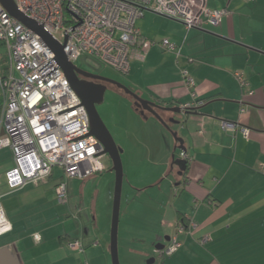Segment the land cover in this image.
I'll return each mask as SVG.
<instances>
[{"label":"crops","instance_id":"obj_1","mask_svg":"<svg viewBox=\"0 0 264 264\" xmlns=\"http://www.w3.org/2000/svg\"><path fill=\"white\" fill-rule=\"evenodd\" d=\"M205 1L209 9H227L218 25L187 29L181 21L150 10L136 20L139 33L155 44L131 56L129 72L122 75L125 86L143 100L179 107L181 113L157 110L166 125L157 119L152 126L150 166L141 170L138 163L134 181L127 180L124 212L132 207L140 238L153 234L165 245L164 236L185 227L178 235L179 248L170 256L160 257L153 247L154 262L159 257L160 264H264V0ZM163 39L175 50L162 49L158 43ZM183 72L191 85L184 82ZM186 104L189 109L182 108ZM1 113L0 95V135ZM222 120L247 128L248 135L224 131ZM171 131L183 139L185 153ZM162 137L166 145L160 147ZM174 159H184L185 169ZM12 163L11 151L0 149V207L11 225L0 236V247L16 244L23 264H37L30 242L35 249L50 242L58 264H76V255L90 252L85 247L105 240L92 230L93 204L85 209L75 201L84 191V179L66 180L69 200L63 205H68L54 207L62 172L54 168L44 181L10 189L5 171ZM152 175L157 176L144 183ZM144 194L147 202H137ZM30 210L41 216L27 219ZM73 239L80 240L82 252L67 246Z\"/></svg>","mask_w":264,"mask_h":264},{"label":"built area","instance_id":"obj_2","mask_svg":"<svg viewBox=\"0 0 264 264\" xmlns=\"http://www.w3.org/2000/svg\"><path fill=\"white\" fill-rule=\"evenodd\" d=\"M17 9L41 25L60 45L67 60L82 53L95 56L103 64L122 75L130 68L134 53H142L155 42L142 36L135 26L146 10L181 21L184 26L198 28L203 23L218 25L227 9H209L205 0H13ZM0 45L5 61L0 68L1 121L0 149L8 148L12 166L5 171L10 189L46 180L53 169L62 170L55 186L56 199L66 203L65 180L87 177L106 169L104 146L91 133L85 106L73 90L54 52L42 38L10 15L0 4ZM162 49L175 50L163 39ZM137 53V54H138ZM240 85L245 80L235 74ZM184 82L192 84L183 72ZM200 103V102H198ZM189 109L190 105L182 106ZM224 131L248 129L236 122L222 120ZM264 172V167H263ZM194 223L190 222L189 227ZM11 225L0 207V236ZM183 225L169 237L160 257L170 256L180 246L178 235ZM39 240L38 234L34 235ZM207 236L201 240L205 241ZM67 246L83 251L80 240Z\"/></svg>","mask_w":264,"mask_h":264},{"label":"rangeland","instance_id":"obj_3","mask_svg":"<svg viewBox=\"0 0 264 264\" xmlns=\"http://www.w3.org/2000/svg\"><path fill=\"white\" fill-rule=\"evenodd\" d=\"M0 57L4 62L5 49L1 45ZM72 63L82 70L100 75L119 84L126 85L122 74L115 71L110 66L103 64L93 55L82 53L78 57H76ZM96 108L100 118L112 135L116 145L121 149L120 158L123 167V181L117 233L119 263L160 264L159 257H155V262L147 263V260L152 258L151 250H153V247L155 243H157L159 236H152V234L140 238L138 236L139 231H136L134 218L131 215L132 207L127 210L128 212H124L126 209L125 198L128 190L127 180L129 179L131 181H134L133 176L137 173L136 171H138L136 170V166L138 165V163L141 164V170L147 169L150 166V160H148L147 157L149 156V151L151 150V148L147 146L149 145L147 140L152 133V126L155 124L157 118L150 112H146L147 114L143 115L142 113H140V111H137V109H135L134 107L133 97H131L129 94H126L124 91L117 88L113 84L108 85V88L104 93V99L102 103L98 104ZM165 130L163 131V133L165 135H168V129L165 128ZM142 141L146 143L145 146H143ZM161 145H166L163 137L160 147ZM104 163L106 169L103 172L95 173L94 175L83 178L70 177L66 179L67 181L73 178L78 180H85L82 182V187H85L84 191L82 194L79 193V197L75 196V201L81 203L85 209L87 204L88 207H91L93 204L96 210V218L94 229L92 230L96 234V237H101L103 235L105 239L98 244L90 245V247L87 248L85 247V251L89 249L90 252H84L80 256L76 255V264H91L93 262L96 264H111L109 243L115 173L110 170L111 160L108 155H105ZM55 170L57 173L60 171L62 172V170L58 166L55 167ZM156 176L157 175H152L148 177V179H144V181H146L144 183H149V181L154 180ZM66 190L68 193V186H66ZM146 196L147 194H144L140 197V199H136V201L146 203ZM67 198L69 200L68 194ZM54 204H56L54 205V207H62L68 205V203L67 205H63L61 203H59L58 205L57 203ZM37 212L40 211L30 210L28 212L29 215H26L27 219L30 220V218L32 219V217L34 216L40 217L41 215L37 214ZM15 219L18 218L15 217ZM150 227H154V229L157 228L151 224ZM154 233L156 234V232ZM47 234H49L47 235L48 240L50 238H53L52 231L47 232ZM47 243L48 244H46L45 247L40 249H35L34 244L31 242L29 244V247H31L33 253L38 255L37 264H58V262L55 261V257H57L58 254L54 251L51 252L50 247L52 246V244L50 242Z\"/></svg>","mask_w":264,"mask_h":264},{"label":"water","instance_id":"obj_4","mask_svg":"<svg viewBox=\"0 0 264 264\" xmlns=\"http://www.w3.org/2000/svg\"><path fill=\"white\" fill-rule=\"evenodd\" d=\"M0 4L4 9L16 18L19 22L24 24L27 28L31 29L37 35H39L42 40L48 45V47L54 52L56 60L63 70L69 84L76 92V94L81 99L83 105L90 120V131L91 133L102 143L104 146V153L108 155L111 160V171L115 173V184L112 202V213H111V225H110V256L111 264H120L118 258V247H117V233L120 215V202L122 193V181H123V167L120 158L121 149L116 145L112 135L105 126L104 122L100 118L96 105L102 103L104 99V93L106 86L101 83H94L92 81L83 80L78 77V75H86L89 77H94L103 81H107L115 85L117 88L129 94L134 99V105L137 109L141 107L140 113L144 114L145 111L153 114L160 122L164 125L165 121L162 119L157 110L170 111L173 113H181V108L179 107H166L159 106L153 102L143 100L130 88L125 85L119 84L113 80L104 78L97 74H92L85 70L76 67L71 61L67 60L66 55L63 51V45H60L51 35H49L41 25L37 24L35 21L31 20L27 16L23 15L16 7L13 0H0ZM176 124H181L180 120H173ZM172 136L178 142L177 148L185 153L186 148L183 146V139L176 136V132H172ZM180 170H184L185 160L174 159ZM179 172L180 174L182 172ZM163 240L168 242L169 236H164ZM165 246L164 242H158L154 245V248L158 251L163 249ZM154 258L147 260V263H153ZM0 264H23L22 257L20 255V250L16 244H8L0 247Z\"/></svg>","mask_w":264,"mask_h":264},{"label":"flooded vegetation","instance_id":"obj_5","mask_svg":"<svg viewBox=\"0 0 264 264\" xmlns=\"http://www.w3.org/2000/svg\"><path fill=\"white\" fill-rule=\"evenodd\" d=\"M87 72H89V71H87ZM91 73V72H90ZM92 74H94V73H92ZM78 77L80 78V79H83V80H88V81H92V82H94V83H101V84H104L105 86H106V89L108 88V85L109 84H112V83H110V82H107V81H103V80H100V79H97V78H94V77H89V76H86V75H78ZM115 86V85H114ZM106 91V90H105ZM134 100V99H133ZM96 107H97V105H96ZM139 111L141 110V107L138 109ZM163 242V241H162Z\"/></svg>","mask_w":264,"mask_h":264},{"label":"trees","instance_id":"obj_6","mask_svg":"<svg viewBox=\"0 0 264 264\" xmlns=\"http://www.w3.org/2000/svg\"><path fill=\"white\" fill-rule=\"evenodd\" d=\"M3 61H2V58L0 57V63H2ZM200 102V101H199Z\"/></svg>","mask_w":264,"mask_h":264}]
</instances>
